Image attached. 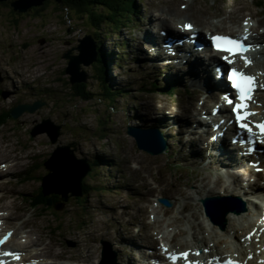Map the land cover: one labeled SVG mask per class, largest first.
I'll use <instances>...</instances> for the list:
<instances>
[{"label":"rangeland","instance_id":"374dc122","mask_svg":"<svg viewBox=\"0 0 264 264\" xmlns=\"http://www.w3.org/2000/svg\"><path fill=\"white\" fill-rule=\"evenodd\" d=\"M56 3L61 6L52 0L45 9L33 7L19 13L13 10L10 0L0 2V113L13 109L18 103L43 102L36 112H26L19 118L9 117L0 124V207L6 210L0 216H6L7 226L14 228L16 238L10 241V246L24 251V256L35 254V259L26 257L25 264H101L102 243L109 242L117 263L145 264L148 251L162 253L158 243L163 239L162 231H166L165 242L177 248H185L186 242L192 244L190 233L185 231L189 220L195 224L202 222L209 236L215 231L222 234V239L228 236L234 242L237 238L229 236L227 229L221 231L217 226L213 229L207 225L198 198L208 189L223 192L227 187L230 190L227 192L244 191L246 197L257 199V193L264 191V181L240 164H225L213 156L207 158L210 149L202 130L188 128L197 120L193 113L203 103V89L193 88L196 97H190L160 92L149 86L154 80L163 85L175 79L181 83V90L185 82L193 87L190 84L192 73L188 71L191 64L183 61L172 67L152 61L149 55H144L142 37L157 16L172 21L188 17L201 24L204 31L207 26L202 24V19H209L219 25H210L213 32H230L239 27L243 19L231 12L250 6L259 12L256 20H264V9H258L252 0H137L133 20H125L118 27L106 22L100 33L96 31L95 37L101 41L96 42L103 43L108 55L109 74L106 80L99 66L83 65L82 69L88 73L87 90L91 97L86 100L75 94L79 87L73 89L65 70L68 59L64 54L70 49L72 54L79 53L75 47L80 39L93 33L91 22L84 13L65 6L58 9ZM180 27L183 28V23ZM196 54L202 57L206 53L201 50ZM106 83L120 91L114 92V102L103 94ZM260 96L257 103L263 105V113L264 92ZM202 106L212 108L211 105ZM192 107V112L186 111ZM47 119L54 125H61L56 142L47 132L31 133L42 130ZM139 124L146 128L149 125L164 127L169 151L153 156L140 150L128 133L129 126ZM207 127L210 130L212 125ZM64 149L82 165H85L84 160L92 164V172L83 178L87 195L71 196L64 205L58 204L62 210L56 214L49 211L41 215L43 209L32 210L29 198L37 197L48 173L45 161L57 150L61 153ZM183 155L192 162L183 159ZM177 162L184 168H177ZM14 164L19 165L8 167ZM27 172H31V176L23 180L22 174ZM238 175L240 182H237ZM251 181L258 187L254 194L247 192V184ZM55 188L60 187H50L46 191H56ZM74 189L79 192L76 187ZM63 190L66 198L67 190ZM161 196L172 198L173 207L159 204ZM186 204L187 210L184 209ZM174 219H179L178 225L170 224ZM57 225L60 229H55ZM176 228L185 230L177 232ZM147 230L157 239L155 247L145 246L150 245L149 239L144 238L149 233ZM200 231L197 229L196 233L201 237ZM190 232L195 234L193 230ZM243 232L240 226L237 237H244ZM29 234L37 243L23 245ZM40 234L44 241H38ZM45 243L54 246L53 251L61 255L42 250ZM36 249H40L38 253Z\"/></svg>","mask_w":264,"mask_h":264},{"label":"bare ground","instance_id":"6f19581e","mask_svg":"<svg viewBox=\"0 0 264 264\" xmlns=\"http://www.w3.org/2000/svg\"><path fill=\"white\" fill-rule=\"evenodd\" d=\"M66 7V6H65ZM250 6H244L242 7V9L239 8V10H234L233 13L234 15L241 13L242 11H245L244 17L249 16L250 19H254L256 16H258V12H254L252 11L250 8ZM171 10V9H170ZM247 10H249V12H246ZM257 11V10H256ZM154 12V11H153ZM166 12V11H164ZM171 12V11H170ZM169 12V13H170ZM230 12V11H229ZM178 14V13H177ZM176 15V14H175ZM188 18V17H186ZM226 18V17H225ZM224 18V19H225ZM228 19V18H227ZM231 19V18H230ZM241 19V18H240ZM236 20V19H235ZM163 22L162 26H159V22ZM201 21V20H200ZM222 21V20H221ZM214 22V21H213ZM227 22V21H226ZM181 19L178 18V20H170L168 18H164L161 16H157L154 17L151 22L149 23V28L147 29V31L144 33L143 37H142V47L143 49H145L144 55H149L151 56L153 59H161L164 58V56H168V57H173L176 50H178V52L180 53L182 50L187 51V55L189 54V58H191L193 67L191 68V70L189 71L190 73H192V81L190 82V84L192 86H205L207 88H210L212 90L218 88V87H222L224 89L227 88L226 84L224 83V81L218 76L216 75V70L214 69V67L218 64H220V59H213V61L211 63H205L203 62L200 58H198L195 55V45L196 43H190V37L189 35L193 32H187L185 33L184 29H180L179 25L181 24ZM188 22H186L184 24L187 25ZM202 24L206 25L207 27V31H204L205 29L201 28V24L199 25L198 22H195V28L199 35L196 38L199 41H202V38L204 39L203 42L206 43L208 40L206 38V33L208 31H211V27L210 25H214V23H212L209 19H206L203 21L202 19ZM259 25H264V20L259 21L258 23ZM245 27V25L242 27V29ZM172 28H174L175 30L172 31V33H169L168 30H171ZM156 29V30H155ZM161 30H165L166 31V35H164ZM250 31H252V36L249 37L247 39V41L251 44H253L255 47L258 48V52L257 54L254 56L253 58V62L257 63L259 65L262 64L261 67H263L264 69V39L262 36L258 35V30H257V25L256 24H251V28ZM235 31L233 30L232 33H234ZM205 33V34H204ZM169 34V35H168ZM213 34V33H210ZM242 35V32L240 33V36ZM170 37L169 41H171L172 39H184L186 40L187 43V48L185 49L184 47H182L180 44L177 43H173L172 47L169 48L167 46L166 43V39ZM207 40V41H206ZM169 49V50H168ZM170 49H172L173 51H171ZM153 51H159V55L154 54ZM15 55V54H14ZM186 55V56H187ZM259 55V56H258ZM184 56V57H186ZM201 57V56H200ZM5 60V59H4ZM16 60V58H15ZM156 63V62H155ZM5 67V66H4ZM184 67V66H183ZM228 67L230 68V66L228 65ZM253 65L250 67V72L253 74H256L258 76L259 79V86H261V84L264 83V75L260 74V73H255L254 71H252ZM182 69V68H181ZM18 74V73H17ZM35 74V73H34ZM26 76V75H25ZM24 77V76H23ZM34 77V76H33ZM27 79V78H26ZM43 79V78H42ZM40 81V80H39ZM35 82V81H34ZM51 84V83H50ZM259 93L262 94L261 90ZM257 91V94H258ZM215 97V96H213ZM212 97V98H213ZM206 99L205 102H207ZM222 106V113H227V107L223 104ZM263 108V105H260ZM209 107V106H208ZM42 107L38 108L41 109ZM38 109H36L33 112L30 111H25L26 112H30V113H34L36 112ZM162 109V107H161ZM261 108L259 107L258 111L260 113ZM263 110V109H262ZM8 111H12V109H8L5 113H0L1 115H6ZM165 111V110H164ZM181 111V110H180ZM210 111V110H207ZM182 112V111H181ZM22 113V114H24ZM174 114H177V110L173 111ZM21 114V115H22ZM20 115V116H21ZM160 115V114H159ZM189 115V114H188ZM19 116V117H20ZM155 116V115H154ZM18 117V118H19ZM261 118H264V112L261 116ZM6 120H9L8 118ZM148 120V119H147ZM158 120V119H157ZM168 121V120H167ZM6 122V121H5ZM81 122V121H80ZM200 123V121H199ZM167 124V123H166ZM215 124V123H214ZM213 124V125H214ZM208 128V127H207ZM192 131V130H191ZM111 136V135H110ZM84 144V143H83ZM204 146V145H203ZM3 147V146H2ZM4 148V147H3ZM230 148H232V146L227 147L226 143L223 145L222 144V140L217 142V146L211 150V153L213 155V158H216V160H220V161H224V162H229V161H234V158H239L242 159L244 158V156L239 157L238 155H236V153H234L232 150H230ZM42 149V148H41ZM84 149V148H83ZM185 149V148H184ZM244 148H240L239 151H242ZM9 150V149H8ZM30 150V149H29ZM218 151H222V153H218ZM238 151V152H239ZM5 153V152H4ZM197 153V152H196ZM264 154V153H263ZM5 155V154H4ZM202 155V154H201ZM258 155H261V153H259ZM6 156V155H5ZM196 157V156H195ZM8 158V157H7ZM12 159V157H10ZM18 159H21V157H18ZM88 161V160H86ZM264 159L262 160V171L257 173L258 176H261L264 172ZM19 164H14V165H9L8 167H12L15 168L17 167ZM231 165V164H230ZM244 166V165H243ZM252 168L251 167H246V171L249 172ZM259 169V168H258ZM232 170V169H231ZM237 174V173H236ZM238 177L240 178V175H238ZM219 180L222 182V178L220 177ZM242 180V179H241ZM237 181H240V179H237ZM208 183V182H207ZM204 184V186L207 185ZM232 183V182H231ZM236 183V182H235ZM248 185V184H247ZM53 184H49L48 182H46V189H48L49 187H53ZM216 186V185H215ZM229 186V185H228ZM239 186V185H238ZM244 187V186H243ZM242 188V187H241ZM72 189V188H71ZM221 189V188H220ZM231 189V188H230ZM237 189V188H236ZM217 190V189H216ZM216 190H207L205 192V195H208ZM61 193L64 194L63 191L59 190ZM154 191V190H153ZM224 191V190H223ZM230 191L227 187H225V192ZM240 195H242L244 197V199L247 201L248 203V211L246 213H243L241 215H236V214H229L228 219H229V225H228V229L230 228V226L232 227V229H227L228 231V235L231 237H235L237 239L234 240V242H232L230 240L231 243H233V246H227V247H223L222 244L224 243L223 239H222V234L218 233V232H213V233H209L210 236H207V230L205 228V226L203 225V223H199L198 226L200 227L201 231L200 233L203 234V236H199L200 234H197L195 232L191 233L190 231H192L193 229H195V222L192 221H188V225H187V229H178L176 228L177 232L183 231L185 230L186 232H189L191 234V236L193 237V239L195 241H192L193 246H190L189 242L187 243V248L186 249H190L191 251V255H192V260L195 259H201L203 257H205V261L210 260L212 261L213 259L211 257L216 256V255H220L223 256L224 258L227 256H233L234 258L237 259H241V260H245L247 264H262V260H264V254H258L256 251L258 248H260L261 250H263L264 248V212L261 209H259V206L257 205V203H255L253 201V199L246 197L243 193L238 192ZM254 194V193H253ZM189 195V194H188ZM144 199V198H143ZM141 201V200H140ZM135 203V202H134ZM137 203V202H136ZM192 207V206H191ZM180 208H182V204L180 206ZM191 209V208H190ZM259 209V210H257ZM204 219L206 220V223L209 227L213 228V224H211V222L209 221V219L204 215ZM192 217H194V214L192 215ZM94 219V218H93ZM196 220L198 219L197 217L195 218ZM1 220V219H0ZM179 221V219H178ZM178 225V224H176ZM242 226L243 227V231L245 232V236H240L237 237L236 232L238 231V228ZM41 227V226H40ZM133 227V226H131ZM214 229V228H213ZM250 229V230H249ZM41 231V230H40ZM148 231V230H147ZM152 231V230H151ZM224 231V230H222ZM149 232V231H148ZM209 232V230H208ZM113 233V231H112ZM166 233V231H162L160 234L163 236ZM185 233V232H183ZM114 234V233H113ZM159 234V232L157 233ZM249 234V237L247 238V235ZM115 235V234H114ZM119 235V234H118ZM139 235V234H138ZM137 235V236H138ZM147 237H144L145 239H149V243L152 247H154V244H156V240H155V236L154 233L149 232L148 235H146ZM139 237V236H138ZM15 235L12 236V238L10 237L9 241H12L13 239H15ZM165 238V237H164ZM163 238V241H165V239ZM167 238V237H166ZM26 242L23 245H30L32 246L33 244H36V240H34L32 238V236L29 234L28 236H26ZM47 239V238H46ZM134 240V244L136 243L135 237L132 238ZM38 241H44L43 239V235L40 234L38 237ZM146 241V240H145ZM167 241V240H166ZM158 242V241H157ZM159 243V242H158ZM170 245L172 246V248H175L176 246L173 245L172 243H170ZM142 246V245H141ZM24 247V246H23ZM198 247H203L204 252L201 253V255H197V248ZM54 246L45 243L43 245V247L41 248L42 250H49L50 252L54 253L56 256H60L61 253L55 252L54 250ZM157 248V247H156ZM177 248V247H176ZM75 249V248H74ZM19 250V249H17ZM38 253V251L40 249H36ZM109 251V247L108 245H106V252ZM134 251V250H133ZM177 251V250H176ZM181 251V250H179ZM47 252V251H46ZM169 252V251H168ZM44 253V252H43ZM122 254V253H121ZM148 254V253H147ZM154 254L159 255L157 252H154ZM48 255V254H46ZM84 255V254H83ZM35 256V255H34ZM105 257H106V253H105ZM74 258V257H73ZM84 258V257H83ZM78 259V258H77ZM76 259V260H77ZM80 260V259H79ZM25 258L24 255H21V259L19 264H24ZM86 263V262H85ZM53 264V263H52ZM81 264V263H80Z\"/></svg>","mask_w":264,"mask_h":264},{"label":"water","instance_id":"95a60500","mask_svg":"<svg viewBox=\"0 0 264 264\" xmlns=\"http://www.w3.org/2000/svg\"><path fill=\"white\" fill-rule=\"evenodd\" d=\"M6 0H0L3 2ZM48 0H10L11 6L14 11L24 13L32 9L33 7H40L45 4ZM61 3L62 0H56ZM76 50L79 51L78 54H72V50H68L64 57L68 59V66L66 67V72L70 75L71 84H80L88 81V73L82 69L83 65H91L97 60V44L95 39L91 34L87 35L83 39L79 40ZM1 79V78H0ZM43 106V102L35 101L32 104H17L11 111V114L14 118H18L25 111L33 112L36 109ZM50 119L45 121V124L42 130H32V134L36 135V133L48 132L49 136L56 142L60 135V125H54L51 123ZM53 126H52V125ZM128 133L135 138L136 144L140 150H143L152 155H158L169 149L167 140L165 137L159 132L143 129L139 126H129ZM67 156V157H66ZM82 162L76 160L66 149L63 151L57 150L53 153L51 158L46 161L47 168L50 170V173L44 178V188H46V182L49 184L55 183L54 185L60 187L59 190L63 191V189L69 192H72L73 195L80 196L83 194L82 188V180L84 176L89 172L90 168H88V164L82 165ZM65 168H70L69 171H64ZM78 180V183L76 181ZM76 187L79 192L76 193L74 189ZM72 188V189H70ZM74 192V193H73ZM65 194V192H64ZM229 196H207L206 198L201 199V201L206 206L207 215L214 222H218L221 224L222 228L226 226V214L231 208L226 206L225 209L218 212V207L221 205L223 201L226 199H230ZM164 205L171 207L173 205L172 201L167 197H162L159 199ZM50 204H53V200L49 201ZM225 207V206H224ZM244 210V207L241 210H236V212L240 213ZM106 253V257H105ZM103 263H111L115 261V258H112L110 250L106 252V247L103 249Z\"/></svg>","mask_w":264,"mask_h":264},{"label":"trees","instance_id":"16d2710c","mask_svg":"<svg viewBox=\"0 0 264 264\" xmlns=\"http://www.w3.org/2000/svg\"><path fill=\"white\" fill-rule=\"evenodd\" d=\"M51 2L52 0H48L45 2L43 6L35 7L34 9H37V10L39 8L45 9ZM56 4H57L58 9H62L64 6H66L71 10L84 13L87 16V19L91 22V28L93 29L92 35L95 41L98 40L95 37V33L98 30H99V33L101 32L102 26L104 23L107 22L108 24L117 25L118 27V24L124 23L125 20H128V21L133 20L131 19V17L135 16L137 12V8H138L137 0H62L61 6L58 3ZM259 5L264 7V0L259 1ZM97 7L101 8V10L98 11L96 9ZM100 42L101 41H99V43ZM99 43L97 44L96 42L98 55H97V60L94 63V65L95 67L96 65L97 67L99 66V70L101 71V74L104 76L106 80H108V74H109L108 55L104 50L103 43L101 44ZM73 86H74L73 89L75 87H79L77 91L75 92V94L78 97L83 98V99H91V97L88 96L89 91L87 90L88 88L87 83L75 84ZM149 86L152 87L153 90H157L160 87L161 89L166 88L167 91H170L175 94H178L177 92H179L181 88V84H178L171 79L163 85H158V82L154 80L149 83ZM123 90L124 89H122V91ZM114 92L119 93L120 91L112 88L107 83L106 85H104L103 94L106 97H110L112 98V100H114V97H112ZM9 117L10 118L12 117L10 111H8L6 115H1L0 124L4 123L7 118L9 119ZM185 157L187 156H184L182 158L185 159ZM94 163L98 165L97 161H95ZM176 167L179 169L184 168L183 164L180 162H177ZM24 175H25L24 178L28 179L31 176V172H27ZM82 191H83L82 195L80 196L68 195V199L71 196L80 198L83 195H87V185L85 184L84 181H83ZM32 200H34L35 203H34V206L31 205V208L36 209V206H37L38 209L39 208L43 209V213L41 214L43 215L45 212L51 211L54 214H56L58 210H62V207H58V204L64 205L62 201H64L65 199H64L63 194L57 191H52V192L47 193L46 189H42L40 186L37 192V197H35V199H29L30 204ZM50 200H53V206H50V203H49ZM55 229H60V225H57Z\"/></svg>","mask_w":264,"mask_h":264},{"label":"snow or ice","instance_id":"6c2138e0","mask_svg":"<svg viewBox=\"0 0 264 264\" xmlns=\"http://www.w3.org/2000/svg\"><path fill=\"white\" fill-rule=\"evenodd\" d=\"M187 29H191V25H185L184 26ZM214 42L216 43V47L220 50H223L225 52L234 53L235 49H239L241 52L247 51V46L243 44L240 41H237L235 39L229 38V37H221L217 36L213 38ZM227 59V57H225ZM250 63V61L246 60V64ZM239 76V80H237V77ZM229 79L235 84L236 88L240 92V98L241 100H248L250 99V93L252 91V83H253V77H249L244 75L243 73H238L236 69L232 70V74L230 75ZM227 99V98H226ZM228 103H232L231 100H228ZM245 107L244 104H236L235 111L237 114V120L240 121L239 127L241 129H246L249 133H251V128L248 127V124L244 122L247 115H250V113H244L241 114V109ZM261 129V136L264 137V123H261L257 125ZM264 142V141H262ZM0 243H3V241H0ZM199 253H197L198 255ZM5 255H9V253H5ZM183 257L187 258L189 255L188 253H182ZM177 257L173 256L172 259H176ZM192 264H199V262H192ZM226 264H238V262L235 261H227Z\"/></svg>","mask_w":264,"mask_h":264}]
</instances>
